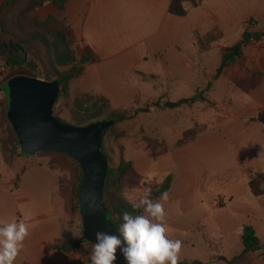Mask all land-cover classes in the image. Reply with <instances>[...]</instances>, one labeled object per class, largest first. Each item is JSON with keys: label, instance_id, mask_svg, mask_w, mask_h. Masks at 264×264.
Instances as JSON below:
<instances>
[{"label": "rangeland", "instance_id": "rangeland-1", "mask_svg": "<svg viewBox=\"0 0 264 264\" xmlns=\"http://www.w3.org/2000/svg\"><path fill=\"white\" fill-rule=\"evenodd\" d=\"M4 1L0 0V9ZM218 1L221 0H210V5L213 7ZM225 1L229 3L238 20L225 23V35L223 29L217 26L207 29L206 32L200 29L194 31L192 43L188 45L186 52L192 57L191 66L194 73L191 77L188 78L186 75L172 77L155 70L139 73L141 87L144 88L142 97L131 100L121 90L115 75V67L121 68L123 78L131 80L133 66L132 68L129 66L132 62L129 60L130 57L142 53L146 55L148 61H152L155 51L162 45L159 37L137 42L125 53L107 47L105 55H108L107 57L115 55V57L107 58L101 64L104 65L101 77H92L95 78L94 87L97 90L102 92L107 88L116 89L117 98L112 100L108 96L112 108L115 109H135L157 99L176 101L191 97L212 83L210 91L205 93L206 102H196L191 106L176 109H154L150 113L140 114L132 120L118 123L103 141V147L110 156L111 164L118 165L122 159L132 163V171L123 189V195L129 202H136L147 187H151L152 196L155 188L166 184L167 181L170 182L171 190L168 191L170 198L165 204L169 238L174 239L176 232L181 231L186 237L192 236L195 241L194 245H183L180 262L206 261L211 255L208 249L210 247L214 250V254H225L228 257L237 254V248L243 245L242 239L238 237L232 240L230 234L232 226L242 219L243 214L239 208L249 202L257 206L262 203L260 198L250 193L249 187L242 185V174L235 169L239 156L236 149L231 146V135L240 131L224 134L218 127L220 122L231 114L232 104L236 103L238 106L239 103L241 104L238 102L237 93L248 95L264 85L262 65L264 36L260 40L250 38L247 46L244 47L242 58L229 64L217 79H214V76L227 47L241 41L245 33L264 32V28L258 25L255 18L259 13L264 14V0ZM22 5L23 3L18 4L17 8H21ZM46 6L39 11L41 19H45L42 16L46 13ZM133 6L134 8L126 9L125 13L120 15L119 22L116 19L114 22L111 18L110 23L109 21L106 23H109L110 27L115 23L112 29L118 26L135 29L136 34L134 33L133 36L138 41L147 37L143 34H149L150 30L159 27L162 18L159 21L154 18L155 24L149 25L142 18L148 13L144 4L137 2ZM174 16L169 13V18ZM163 27L168 28V23ZM112 29L98 33L96 29L91 28L89 33L92 38L111 41L114 38ZM223 44L228 46L220 48ZM25 54L26 61L33 62L35 68L19 65L13 67L9 64L7 55L0 53V87L14 71H23V74L36 75L44 80H55L48 78V64H44L29 51ZM93 67L96 69L100 66L95 64ZM82 77L72 81L70 97L61 99L57 105V113L65 122H72L73 103L80 89H83ZM253 83L258 84L250 89ZM4 94L0 91V104L4 100ZM6 132L7 126L3 122L0 105V137L5 136ZM186 140L195 141L178 146ZM24 157L30 160L29 166L46 164L56 172L52 174L56 179L55 186L63 190L67 201L73 187L71 168L52 169L49 166L51 157L45 154ZM230 158L234 159V164H230ZM185 173H191L192 177L186 179ZM53 177L42 183L40 188L51 189L54 186ZM230 195H234L235 198L233 206L230 203L232 200ZM62 213L65 214L64 211ZM64 222L67 235L75 238L83 235L79 217H69L68 212V216L65 214ZM259 232L264 240V225L259 227ZM87 249L91 250L92 246L84 248Z\"/></svg>", "mask_w": 264, "mask_h": 264}, {"label": "crops", "instance_id": "crops-1", "mask_svg": "<svg viewBox=\"0 0 264 264\" xmlns=\"http://www.w3.org/2000/svg\"><path fill=\"white\" fill-rule=\"evenodd\" d=\"M137 2L144 4L148 9V13L145 12L147 14L142 18L149 25L155 24L154 18L156 21L162 18L159 27L150 30L149 34L142 33L147 37L138 41L133 36L134 33L136 34L135 29L120 28L119 26L112 29L115 23L113 26H109L111 18L114 19V22L115 19L119 22L120 15L125 13L126 9L134 8L133 4ZM210 4V0H205L198 7L189 5V14L186 17L169 18L170 0H71L65 12V18L73 26L76 36L82 40V44L90 47L101 59L96 64L100 67L96 69L93 67L95 64L86 66L81 80L82 88L88 92L107 95L112 100L117 98V91L114 88H107L101 92L94 87L95 78L92 77L103 75L104 65L101 64L105 62V59L115 57V55L107 57L105 49L108 47L114 51L125 53L132 49L137 42L148 41L152 37H159L162 45L155 51L152 61H148L146 55L142 53L130 57L129 60L132 62L129 66L130 68L133 66L131 80L123 78L121 68L115 67V75L119 80L121 90L131 100L142 97L144 88L141 87L142 81L139 79V73L155 70L164 73L163 75H172V77H183L184 75L188 78L191 77L194 73L191 66L192 57L186 52L188 45L192 43L194 31L200 29L206 32L207 29L217 26L223 29L225 35V23L238 20L227 1H218L213 7ZM46 9L43 18L55 12L56 7L53 4H48ZM255 18L258 25L264 28V14L259 13ZM106 21L109 23L107 24ZM165 23H168V28L163 27ZM91 28L96 29L98 33L105 32V29H112L114 38L111 41L92 38L89 33ZM129 36L133 37L128 38ZM226 46L228 45L223 44L220 48ZM262 65L264 66V61ZM214 79H217L216 74ZM236 95H238V102L241 104L239 103L238 106L233 103L231 114L217 127L224 134L240 131L238 134L231 135V146L236 149L239 156L235 169L242 174V185L249 187L250 177L247 170L264 171V122L260 120L261 117L264 118V85L248 95L242 93ZM229 162L234 164V159L230 158ZM29 163L30 160L22 156L17 159L15 164L8 165L4 160L0 145V219L6 221L23 219L30 226V236L24 242V248L15 264H88L79 252L62 249L66 242L64 217L65 214L68 216V208L63 190L57 189L55 186L56 179L52 174H56V172L46 164L29 166ZM51 176L54 186L51 189L40 188L42 183L51 179ZM184 176L186 179L192 177L191 173H185ZM250 193L252 194L251 190ZM230 197L232 199L230 203L233 206L235 204L234 195H230ZM257 198L262 201L259 206L249 202L239 208L243 214L242 219L238 224L232 226L230 235L232 240L238 237L242 239L244 227L248 224L253 225L262 241L263 250L253 253L252 264H264V240L259 232V227L264 225V196ZM174 239H180L183 245H194L195 242L192 236L186 237L181 231L176 232ZM237 249L238 253L232 257L225 254H214L215 252L213 254L231 259L243 252L244 244ZM203 262L228 264L225 261L212 260V254Z\"/></svg>", "mask_w": 264, "mask_h": 264}, {"label": "trees", "instance_id": "trees-1", "mask_svg": "<svg viewBox=\"0 0 264 264\" xmlns=\"http://www.w3.org/2000/svg\"><path fill=\"white\" fill-rule=\"evenodd\" d=\"M70 1L5 0L0 9V53L7 55L9 64L13 67L17 65L36 67L33 62H23L17 57L26 51L41 59L44 64H48V78L57 79L61 84V91L54 108V115L59 119L61 118L57 113V105L61 99H68L70 97L72 81L83 76L86 66L97 64L101 60L100 56L90 47L82 44V40L76 36L73 26L65 18V12ZM204 1L170 0L169 12L177 17H186L189 14V5L198 7ZM20 3H23V5L18 9L17 5ZM48 4L55 5L56 10L47 18L41 19L39 11ZM263 36L264 32L245 33L241 41L227 47L223 53L216 78L223 73L230 63L242 58L244 47L247 46L250 38L254 37L256 40H260ZM257 84L253 83L250 89L255 88ZM211 87L212 83L205 90L198 91L196 95L191 97H184L176 101L157 99L146 106L135 109L112 108L111 100L107 95L91 94L80 89L73 103L71 123L75 125H87L99 120L115 119L118 124L123 121L132 120L140 114L150 113L154 109L165 110L191 106L196 102H206L205 92L209 91ZM0 105L3 122L7 126L6 135L0 137V145L5 162L8 165H13L18 158L25 156V154L21 149L19 138L8 119L6 94H4V100L1 101ZM61 120L64 121L63 119ZM260 120L264 122L263 117ZM195 140H186L179 143L178 146L194 142ZM103 151L110 163L105 188L106 205L114 222L120 226L123 222L122 213L124 211L132 215H139L143 214V210L134 209L132 203L123 195L127 178L132 171V163L122 159L118 165H113L104 147ZM37 154L50 156L49 166L52 169L71 168L73 172V187L67 200L68 212L69 217H79L81 219L79 189L83 179V170L79 162L71 156L59 152L42 151ZM247 173L250 177L249 188L252 194L256 197L264 196V171L258 172L248 169ZM170 188L171 184L167 181L166 184L154 189L151 199L159 198L163 192H168ZM83 236L84 228L83 235L80 238L71 237L65 233L66 242L62 246V249L64 251L79 252L84 261L91 264V250H84V248L92 246L94 243L85 242ZM242 240L244 244L243 252L231 259L223 255H214V250L210 247L212 260L225 261L228 264H252L253 253L263 250L262 241L253 225L248 224L244 227ZM179 264H207V262L191 260L180 262Z\"/></svg>", "mask_w": 264, "mask_h": 264}, {"label": "water", "instance_id": "water-1", "mask_svg": "<svg viewBox=\"0 0 264 264\" xmlns=\"http://www.w3.org/2000/svg\"><path fill=\"white\" fill-rule=\"evenodd\" d=\"M17 57L26 61L25 53ZM0 91L6 94L8 119L26 156L42 151L59 152L81 165L79 205L83 240L95 243L98 231L119 235V225L110 215L105 200L109 160L103 151L104 138L117 125V120L75 125L56 117L54 108L61 91L57 79L49 81L14 71L4 80ZM115 264H126L119 250Z\"/></svg>", "mask_w": 264, "mask_h": 264}, {"label": "clouds", "instance_id": "clouds-1", "mask_svg": "<svg viewBox=\"0 0 264 264\" xmlns=\"http://www.w3.org/2000/svg\"><path fill=\"white\" fill-rule=\"evenodd\" d=\"M151 187L132 203L134 209H142L143 214L122 213L119 235L96 232V242L90 253L91 264H115L118 250L126 264H179L183 242L169 238L165 204L169 193L163 192L153 201ZM30 236V226L21 219L10 221L0 219V264H15Z\"/></svg>", "mask_w": 264, "mask_h": 264}]
</instances>
